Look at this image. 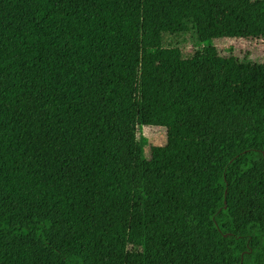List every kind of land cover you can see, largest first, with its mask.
Returning <instances> with one entry per match:
<instances>
[{"label":"trees","instance_id":"trees-1","mask_svg":"<svg viewBox=\"0 0 264 264\" xmlns=\"http://www.w3.org/2000/svg\"><path fill=\"white\" fill-rule=\"evenodd\" d=\"M223 39L264 0H0V264H264V58Z\"/></svg>","mask_w":264,"mask_h":264},{"label":"rangeland","instance_id":"rangeland-1","mask_svg":"<svg viewBox=\"0 0 264 264\" xmlns=\"http://www.w3.org/2000/svg\"><path fill=\"white\" fill-rule=\"evenodd\" d=\"M216 46L220 50L228 51L230 49L232 52L247 49L250 57L264 58V42L258 39L249 41L223 39L218 41ZM141 134L151 145H162L165 139L164 131L161 128H143Z\"/></svg>","mask_w":264,"mask_h":264}]
</instances>
